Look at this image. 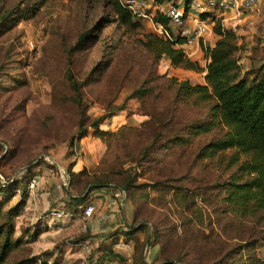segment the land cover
I'll use <instances>...</instances> for the list:
<instances>
[{
  "label": "rangeland",
  "instance_id": "1",
  "mask_svg": "<svg viewBox=\"0 0 264 264\" xmlns=\"http://www.w3.org/2000/svg\"><path fill=\"white\" fill-rule=\"evenodd\" d=\"M226 17L236 27L240 74L251 76L264 56V0L239 19ZM133 21L137 24L119 22L107 0H0V174L16 176L19 187L3 211L27 187L23 209L9 222L19 244L4 264L30 257L37 264H137L139 254L147 253L148 236L157 243L154 260L162 264H264V224L223 212L216 185L234 167L227 169L218 157L196 159L224 127L192 137L189 145L169 141L177 129L209 118L214 100L182 98L176 85L203 84L204 72L157 60L145 46L147 35L155 33L152 25ZM197 62L206 66L204 53ZM69 69L80 84L81 105L73 100ZM139 87L147 93L130 96ZM105 113L111 115L99 126L105 134L88 127L84 137L73 139L74 147L69 144L81 118L86 126ZM73 161L83 171L72 177L66 169ZM123 172L135 176L126 191L114 185L123 184ZM94 176L111 181L105 188L127 203L123 225L102 232L103 203L96 208L88 198L79 210L91 205L90 216L101 227L89 229L90 216L84 219L82 213L73 219L72 197L90 196L88 181ZM57 206L66 218L46 216ZM128 225L139 229L132 239L120 237L116 246L124 243L131 250L113 248L126 261L102 254L103 241L95 235Z\"/></svg>",
  "mask_w": 264,
  "mask_h": 264
},
{
  "label": "trees",
  "instance_id": "2",
  "mask_svg": "<svg viewBox=\"0 0 264 264\" xmlns=\"http://www.w3.org/2000/svg\"><path fill=\"white\" fill-rule=\"evenodd\" d=\"M191 1L183 0L185 13L188 12ZM107 2L119 22L127 25L137 24L133 21L131 12L121 4L120 0H107ZM200 16L211 20L213 23L212 31L218 37L213 46L206 47L205 53L208 62L202 69L196 60L187 58L183 50L177 46L182 43L181 38L170 40L154 33L148 34L145 41V46L153 52L157 60L165 59L173 67L204 72L203 84L193 85L188 81L176 82L178 94L182 98L194 97L198 101L214 100L209 109V118L206 121L188 126L190 129H177L171 134L169 141L176 145H189L192 137L208 133L218 126L224 127L219 137L209 140L198 150L196 159L218 157L227 169L234 167L235 171L226 180L216 185L218 192L222 193L220 200L224 205L223 212L236 216L238 219L255 218L257 222L264 224V56L252 68V75L251 71L249 72L251 76H242L236 55L239 49L238 36L235 33L236 27L228 23L229 21L222 22V17H218L217 13L205 12L201 13ZM154 20L166 25V20L160 15H156ZM67 78L76 93L73 100L81 105L80 84L75 80L70 69L67 71ZM146 93L145 89L139 87L130 96L143 97ZM110 117V113L102 114L91 120L86 126H84L81 118L78 130L70 138L69 144L74 147L73 139L84 137L88 127L105 134L102 129H99V126ZM228 151L229 154H226ZM75 164L76 162L73 161L68 165L66 171L69 176L73 177L82 173V169L75 170ZM121 174H125L123 184L114 185L126 191L133 186L135 176L127 172ZM0 175L5 181H0V218L6 217V221L0 224V264H4L10 252L19 244L18 240L12 238L14 226L9 222L18 216L23 209L26 202L27 187L20 189L22 190L21 198L16 204L7 211H3L7 198L11 194L15 195L14 193L19 187L16 176L5 179L2 174ZM180 178L178 177L176 180ZM89 184L91 185L89 192H92L99 188L108 187L112 185V182L94 176L88 181ZM20 186H22L21 182ZM172 190L173 192L179 191L180 186L175 187V189L172 187ZM88 194L86 193L83 197H72V201L76 204L74 211H78L79 206L88 198ZM176 199L180 205L181 201L178 195H176ZM137 229L139 228L135 225H128L123 231L97 235L100 242L103 241L100 247V250H103L102 254L105 252L108 257L112 255L120 261H126L124 253L115 251L113 247L120 240V237L132 239L135 236L134 233L136 234L138 231ZM106 240L109 242L104 243ZM145 243L148 246L147 253L144 256L139 254L137 264H162L154 260L157 256V243H150L149 236ZM165 261L167 264L170 263V260ZM252 261L255 262V258ZM126 263L128 264L129 261L127 260ZM11 264H37V262L30 257ZM177 264L183 263L177 262Z\"/></svg>",
  "mask_w": 264,
  "mask_h": 264
},
{
  "label": "built area",
  "instance_id": "3",
  "mask_svg": "<svg viewBox=\"0 0 264 264\" xmlns=\"http://www.w3.org/2000/svg\"><path fill=\"white\" fill-rule=\"evenodd\" d=\"M137 20L149 22L156 34L173 40L181 38L182 43L177 46L181 48L187 58L197 61L199 53H204L210 44L208 37L213 34V23L209 18H202L201 13H217L222 17L221 21H228L226 15L231 19H239L244 12L257 10L259 0H192L189 10L185 13L184 6L175 0H120ZM160 15L166 20V25L155 21L154 17ZM30 47H34L33 41H29ZM207 64V63H206ZM0 181L5 182L2 176ZM36 184V178L29 182V188ZM93 207L87 205L83 210L82 216L87 219ZM46 216L51 219H64L67 214L61 209H50L46 211ZM118 250H131L130 245L120 243Z\"/></svg>",
  "mask_w": 264,
  "mask_h": 264
},
{
  "label": "crops",
  "instance_id": "4",
  "mask_svg": "<svg viewBox=\"0 0 264 264\" xmlns=\"http://www.w3.org/2000/svg\"><path fill=\"white\" fill-rule=\"evenodd\" d=\"M208 39H209L210 44L213 45L215 42V39L211 40L210 37H208ZM80 164L81 163H78V162L75 164V167H74L75 170H80V168L82 166ZM88 200L92 201L96 208L97 207L101 208L102 203H103L102 209L104 210L105 220H106L105 225L101 227V225L99 224V219L97 217H94L92 219V217L90 216L89 217L90 219L88 222L89 229L93 230V229H97V228L101 227L102 232H103V231H107V230H112L115 227L121 226L124 224L125 219H126L124 209H126L127 203L123 202L122 200H120V201L118 200L119 201V203H118V201L115 198H113L112 194L109 193L108 189L100 188V189L93 190L91 192V195L88 197ZM60 207L61 206L52 207V208L57 209ZM74 209L75 208L73 207V210H72L74 212V214H73L74 218L73 219H77L79 217L78 215H80V213H82V211L78 209V211L76 212V211H74ZM124 229H126V228H124ZM95 237H97L99 239V236L95 235ZM114 247L117 248L116 244L114 245Z\"/></svg>",
  "mask_w": 264,
  "mask_h": 264
}]
</instances>
